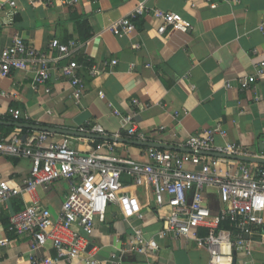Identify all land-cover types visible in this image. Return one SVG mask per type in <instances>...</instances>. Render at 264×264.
<instances>
[{
    "label": "crops",
    "instance_id": "1",
    "mask_svg": "<svg viewBox=\"0 0 264 264\" xmlns=\"http://www.w3.org/2000/svg\"><path fill=\"white\" fill-rule=\"evenodd\" d=\"M1 1V0H0ZM13 13L5 6L0 11V49L17 36L31 48L49 52L51 40L80 46L69 58L76 62V74L85 90L77 103L64 78H52L44 85H33L32 69L11 71L0 80V115L9 110L19 118L41 126L72 131H87L126 138L122 118L131 116L136 127L145 131L147 141L184 148L186 140L209 128L219 126L225 133L214 136L216 145L225 142L258 152L264 140V78L255 79V66L264 60V0H16ZM177 13L191 24L187 33L159 35L158 22L150 14L131 17L134 31L114 36L109 27L130 18L137 5ZM135 20V22H134ZM86 21L90 37L82 40L78 24ZM87 31L83 30L82 35ZM56 54V53H54ZM115 60L116 64H106ZM90 66L102 71L99 77L88 74ZM253 78L243 91L239 80ZM258 99V100H256ZM133 101H137L134 104ZM7 121V120H6ZM3 127V128H2ZM12 127L0 125L8 134ZM54 134V140L63 137ZM133 140V139H132ZM71 146L87 154L105 141L70 137ZM118 156L145 161L144 148L116 143ZM30 162L0 158V178L16 182L29 174ZM127 192L138 199L141 218L124 220L117 207L110 206L104 223H97L90 239L91 257L105 261L118 252L133 229L153 237L159 250L145 257L126 256L123 264H207L205 249L191 238L162 237V223L145 187L131 186ZM68 185L58 181L37 188L35 195L52 217L59 213ZM210 194H215L210 190ZM216 195V194H215ZM21 200V199H20ZM29 203L30 197L22 198ZM162 212H165L163 210ZM6 219L0 223V237L10 241L0 250L1 264H27L30 239L14 238L6 232ZM206 235L204 229L198 236ZM250 257L235 253L233 264H264V225L247 236ZM36 256H52L46 248L33 251ZM117 254V253H116ZM83 255L72 264H83ZM63 264V263H60Z\"/></svg>",
    "mask_w": 264,
    "mask_h": 264
},
{
    "label": "built area",
    "instance_id": "2",
    "mask_svg": "<svg viewBox=\"0 0 264 264\" xmlns=\"http://www.w3.org/2000/svg\"><path fill=\"white\" fill-rule=\"evenodd\" d=\"M15 1L1 0L0 11L6 6L13 13ZM148 14L158 22L159 35L169 31L184 34L191 29L190 22L177 13L139 4L130 18L113 23L109 31L116 37L129 35L134 31L131 17ZM79 46L73 41L62 44L54 39L48 43L49 52L42 53L15 36L9 46L0 49V80L8 78L11 71L30 68L36 87L46 84L56 73V77L68 81L72 98L78 103L85 90L84 82L76 74L78 65L71 60L57 65ZM115 64L113 60L106 66ZM88 74L96 78L102 71L90 66ZM261 78H264V60L255 66V79ZM252 80H239L240 90L247 89ZM8 116L12 122L21 119L9 110L8 115H0V120ZM21 120L29 122L26 118ZM122 127L126 128L127 139L147 141L146 132L137 129L131 116L122 118ZM215 135L225 137L219 126L189 137L183 147L193 150L192 153L146 147L145 161H137L118 156L116 143L105 142L92 152L82 154L71 146L67 136L54 140V134L48 132L17 128L8 134L0 132V158L30 162L26 178L17 182L0 178V223L6 219V232L12 237L30 239L27 264H72L83 255L86 256L83 264H123L124 257L137 254L149 257L159 250L158 244L138 228L119 243L117 254H110L107 260L98 261L90 255L95 251L90 249V239L96 224L105 222L110 206L117 207L125 221L142 217L138 199L127 192L130 185L123 180L125 176L131 186L145 187L151 192L162 223L159 232L162 237L191 238L207 252V264H233L235 253L250 257L249 240L245 236L264 225V166L204 152L264 159V151L250 152L242 145L229 142L216 145ZM58 181L66 182L68 188L58 215L52 217L35 192ZM212 189L218 201L217 215H212L208 208ZM24 196L30 197L29 203L22 201ZM14 199L22 203L18 210H12ZM199 229H204L206 235L199 237ZM9 244L8 239L0 237V250ZM48 245L52 256L32 254ZM144 264L153 262L146 260Z\"/></svg>",
    "mask_w": 264,
    "mask_h": 264
},
{
    "label": "water",
    "instance_id": "3",
    "mask_svg": "<svg viewBox=\"0 0 264 264\" xmlns=\"http://www.w3.org/2000/svg\"><path fill=\"white\" fill-rule=\"evenodd\" d=\"M0 125L2 126L6 125L9 127L17 128L21 130L43 131V132H48L50 134H61L67 137H81V138H86V139H91V140H96V141H105V142H111V143H126V144H131V145H136V146H142V147L165 149V150L187 152V153L193 152V150L187 149V148H177V147L168 146V145H158V144H154V143H150L146 141H136V140L127 139V138H123L119 136H109L105 134H98V133L87 132L83 130L72 131V130H67V129H58V128H52L48 126H41L35 123H29V122H12V121L0 120ZM259 150L261 152L264 151L263 143L259 145ZM204 154H208L213 157L228 158V159L238 160L241 162L254 163V164L264 166V159H260V158L223 155V154L211 153V152L209 153L204 152ZM246 237L247 236H245V238Z\"/></svg>",
    "mask_w": 264,
    "mask_h": 264
},
{
    "label": "trees",
    "instance_id": "4",
    "mask_svg": "<svg viewBox=\"0 0 264 264\" xmlns=\"http://www.w3.org/2000/svg\"><path fill=\"white\" fill-rule=\"evenodd\" d=\"M135 22V20H134ZM83 30H86L87 33L86 34H83L82 35V31ZM78 33H79V36L82 40H86L90 37V32H89V28H88V25H87V22L86 21H80L79 24H78ZM4 121H12V118H10L9 116L8 117H5L3 118ZM17 122H23L21 119L17 120ZM31 123V122H29ZM3 128V127H2ZM25 131V130H23ZM12 210H18L22 207V203L18 200V199H14L12 200Z\"/></svg>",
    "mask_w": 264,
    "mask_h": 264
},
{
    "label": "rangeland",
    "instance_id": "5",
    "mask_svg": "<svg viewBox=\"0 0 264 264\" xmlns=\"http://www.w3.org/2000/svg\"><path fill=\"white\" fill-rule=\"evenodd\" d=\"M208 202H209V210L212 215L218 214V201L215 194L208 195Z\"/></svg>",
    "mask_w": 264,
    "mask_h": 264
}]
</instances>
